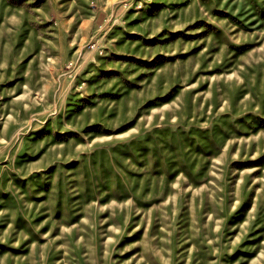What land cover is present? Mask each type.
<instances>
[{
    "label": "rangeland",
    "instance_id": "rangeland-1",
    "mask_svg": "<svg viewBox=\"0 0 264 264\" xmlns=\"http://www.w3.org/2000/svg\"><path fill=\"white\" fill-rule=\"evenodd\" d=\"M0 264H264V0H0Z\"/></svg>",
    "mask_w": 264,
    "mask_h": 264
}]
</instances>
